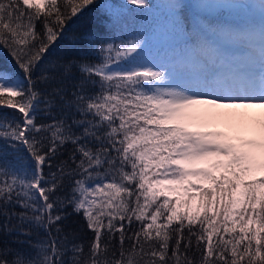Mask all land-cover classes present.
<instances>
[{"label": "snow or ice", "instance_id": "1", "mask_svg": "<svg viewBox=\"0 0 264 264\" xmlns=\"http://www.w3.org/2000/svg\"><path fill=\"white\" fill-rule=\"evenodd\" d=\"M97 3L0 0V47L22 74L0 68V107L15 110L0 112V232L34 250L0 243V264H264V4L258 22L233 30L246 62L216 53L183 82L142 55L143 31L105 40L74 32L84 58L43 67L69 23L85 26ZM185 20L175 3L174 26ZM74 65L83 78L69 92ZM42 104L49 122L38 120ZM68 205L93 233L86 249L65 230Z\"/></svg>", "mask_w": 264, "mask_h": 264}, {"label": "trees", "instance_id": "2", "mask_svg": "<svg viewBox=\"0 0 264 264\" xmlns=\"http://www.w3.org/2000/svg\"><path fill=\"white\" fill-rule=\"evenodd\" d=\"M115 1L119 3V5H128L127 2L123 0ZM195 1L196 0H186V2L182 5L186 20L184 28L181 30L176 28L173 24V13L167 14L164 12V8L160 6V0H152L155 7L150 13H146L144 9L136 6L128 5L130 10L128 12L122 11L119 13L121 16L119 21L116 20L115 14L110 18L104 13L101 7V2L98 0L97 6L89 13L91 20L85 26L82 27L78 22L69 23L66 27L64 37L51 46L49 52L45 55L43 67L49 68L50 62H65L70 60H81L84 58L83 43L74 44L71 39L73 33L77 31L93 32L101 40L110 39L113 36L120 38H132L138 32L143 31L146 37V42L150 41L149 43L145 42L144 52L142 54L145 58L162 64V61L164 60L162 57H172L175 53L179 52L185 59H189V53L191 52L192 47L189 46L188 41L192 39L198 43L201 39V33L197 28L199 22H206L207 24L212 22L220 25V27L224 26L225 23H228V19H224L222 17V15H226V11L224 9H218L213 12L212 15H204L195 6ZM229 16L236 17L237 22L244 20L245 23H247L250 18L257 22L260 20V16L250 14L245 10L235 12L232 11L229 13ZM200 18L205 19V21ZM200 27L203 29V26ZM41 29L42 25L38 22L37 30L40 31ZM155 42H157L158 45H156L154 49L150 46L155 44ZM205 47H207V45H205ZM0 68L9 70L14 73L17 78L22 75L14 58L10 55L9 51L3 47H0ZM57 71L62 72L63 69L60 68L57 69ZM82 78L83 74L79 71V68L74 65L71 73L64 77L63 82L68 87L70 92L76 82ZM40 87L48 89L50 88V85L41 84ZM90 90L95 91L97 89L92 88ZM41 109V112L38 114V120L49 122L51 117L43 110V104L41 105ZM0 112H6L11 116L14 114L15 110L0 107ZM56 112L57 109H53V113ZM0 144H3V141H0ZM73 147L74 146L72 144L65 145L62 155L56 157V161L59 162L61 159H66ZM24 154L27 155V153ZM8 155L9 158H12L13 153L9 152ZM66 190L67 189H65V191ZM174 199L175 196H173V200ZM17 211H23V209L17 207ZM64 211L72 213L67 220L64 221L65 230L71 228L76 231L78 235L74 242H84L86 249L87 243L93 238V233L87 229L82 213L76 214L72 212L71 205H68ZM3 220L4 218L0 217V224L3 223ZM43 235V230H40V236ZM16 237L17 234L15 232L9 235H4L0 232V243L6 241L13 248H18L25 252L34 251L27 243H18L16 241ZM18 239L22 241L28 239L35 240L37 237L35 235L32 237L19 236ZM67 255L71 256V252Z\"/></svg>", "mask_w": 264, "mask_h": 264}, {"label": "rangeland", "instance_id": "3", "mask_svg": "<svg viewBox=\"0 0 264 264\" xmlns=\"http://www.w3.org/2000/svg\"><path fill=\"white\" fill-rule=\"evenodd\" d=\"M166 1L169 7L174 8V4L177 2L181 4L182 0H166ZM107 2L115 4L117 6V9L119 10V13H121L122 11L128 12L130 10L128 5H119V3H117L115 0H107ZM196 3L201 8V10L204 12H215L219 8L228 7V6L230 7L232 6V8L239 10L243 7L248 6L249 4L248 0H198V2L196 1ZM229 39H231L234 42H238L232 37H229ZM149 42L150 41H147L146 43H149ZM155 44L158 45L157 42H155Z\"/></svg>", "mask_w": 264, "mask_h": 264}]
</instances>
